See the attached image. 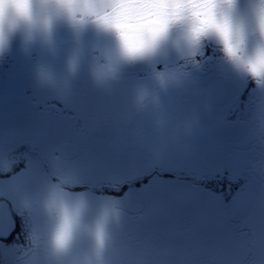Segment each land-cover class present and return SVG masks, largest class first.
Returning <instances> with one entry per match:
<instances>
[{
    "label": "flooded vegetation",
    "instance_id": "flooded-vegetation-1",
    "mask_svg": "<svg viewBox=\"0 0 264 264\" xmlns=\"http://www.w3.org/2000/svg\"><path fill=\"white\" fill-rule=\"evenodd\" d=\"M31 3L0 0V264H264V0L132 50L127 0Z\"/></svg>",
    "mask_w": 264,
    "mask_h": 264
},
{
    "label": "snow or ice",
    "instance_id": "snow-or-ice-1",
    "mask_svg": "<svg viewBox=\"0 0 264 264\" xmlns=\"http://www.w3.org/2000/svg\"><path fill=\"white\" fill-rule=\"evenodd\" d=\"M135 7L119 10L111 21V27L117 31L124 45L132 50L145 32L154 35L165 24L186 19L194 24L209 26L227 36L235 29L229 10L233 0H191L177 6L169 0H127ZM31 0H28L27 11L22 15L30 16Z\"/></svg>",
    "mask_w": 264,
    "mask_h": 264
}]
</instances>
